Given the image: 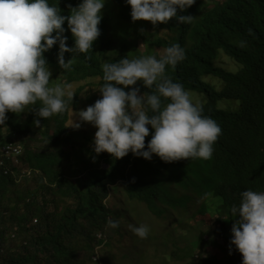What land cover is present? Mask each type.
Wrapping results in <instances>:
<instances>
[{"label":"trees","instance_id":"16d2710c","mask_svg":"<svg viewBox=\"0 0 264 264\" xmlns=\"http://www.w3.org/2000/svg\"><path fill=\"white\" fill-rule=\"evenodd\" d=\"M105 1L107 13L101 10L98 25L101 35L87 53H74L73 58L72 53L64 54L65 62L72 59L70 68L59 66L58 44L43 53L51 72L49 84L54 80L65 86L79 84L73 100L68 98L70 92L65 93L66 110L47 119L36 117L31 109L40 106L37 102L19 115L7 112L5 124L0 125V264H104L96 258L97 249L113 245L118 249L128 246L122 256H131L135 234L129 230L132 223L123 210L115 209L119 195L129 203L145 206L158 220L168 218L167 211L187 215L197 198L205 200L197 210L200 215L214 212L215 230L192 228L187 223L180 227L179 223L176 232L194 231L187 238L190 244L171 243L168 254L161 255L164 264L171 260L242 264V255L230 245L231 228L238 218L231 208L239 206L245 190L264 192V0H195L177 13L192 15L191 23L179 24L173 18L154 27L149 21H136L147 25L150 32L140 27L128 39L116 36L119 41L114 40L113 32L135 23L131 8L126 0ZM81 2L48 0L65 16L70 14L69 4L76 7ZM63 27L66 44L73 47L67 21ZM140 42L157 59L174 44L184 49L185 59L175 67L166 66L165 76L188 93L204 98L202 115L222 129L213 154L207 160L190 158L172 163L155 154L147 160L131 152L115 159L106 152L97 155L93 139L86 136L80 153L87 159L85 155L76 157L83 176L74 181L75 173H66L68 153L61 147L67 144L66 128L80 107L87 108L102 98V65L122 58L131 60V50ZM133 87H138L141 95L155 91L142 81L125 91ZM225 101L229 103L220 106ZM35 119L40 120L39 128L33 124ZM51 125L53 134L48 133ZM148 127L146 148L154 131ZM20 136H24L20 141L23 153L15 165L1 147ZM174 188L184 193L176 196ZM109 220L119 226L110 227ZM205 249L216 254L203 255ZM217 251L226 254L219 257ZM144 254L141 252L142 257Z\"/></svg>","mask_w":264,"mask_h":264},{"label":"clouds","instance_id":"9594fccd","mask_svg":"<svg viewBox=\"0 0 264 264\" xmlns=\"http://www.w3.org/2000/svg\"><path fill=\"white\" fill-rule=\"evenodd\" d=\"M194 2L126 0L132 22L149 21L154 27L173 18L179 24L191 23L192 15L177 13ZM104 6L105 0H82L76 7L69 4L70 14L65 16L48 0H0V125L5 124L7 112L19 115L37 102L40 106L31 109L36 117L47 119L66 110L64 86H48L51 72L43 53L58 44V64L62 69L70 68L72 59L65 62L64 54L72 53L73 58L74 53L92 49L101 35L98 25ZM65 21L74 38L73 47L66 44ZM183 59L184 49L174 44L159 59L149 55L104 63V83L99 89L102 98L78 112L79 122L73 128L79 129L86 122L97 129L92 142L97 155L106 152L121 159L131 152L151 160L155 154L166 163L210 159L222 129L212 118L202 115V107L192 102L181 84L165 76L166 66L175 67ZM138 81L147 89L154 86L155 91L143 95L138 87L125 91ZM68 98L73 100V94L68 93ZM33 124L37 128L41 125L39 119ZM149 125L154 131L146 148ZM241 197L239 206L231 208L232 215L238 218L231 228L230 245L242 255V264H264V192L245 190ZM108 225L119 226L112 220ZM128 228L141 239L147 238V226Z\"/></svg>","mask_w":264,"mask_h":264},{"label":"rangeland","instance_id":"374dc122","mask_svg":"<svg viewBox=\"0 0 264 264\" xmlns=\"http://www.w3.org/2000/svg\"><path fill=\"white\" fill-rule=\"evenodd\" d=\"M106 2V1H105ZM106 7V5H105ZM103 8V14L105 15L106 8ZM116 17V16H114ZM136 23V22H135ZM133 23L131 27H126L125 30H120V31H114L113 36L115 37V41L117 40L116 36L118 37H126V39L129 38V35H132L137 28L142 27L145 31H149V28L147 25L143 24L142 22L138 23ZM127 32L128 35L125 33ZM150 53L148 52V49L146 46L140 42L139 44L133 46L131 53H130V58L135 59V58H140L143 56H149ZM53 82V81H52ZM57 84H60L66 88L63 84L62 81L59 80H54L53 83L49 84V87H55ZM77 87H79V84L75 85H70V87H67V91L65 93H73ZM190 99L194 104H198L199 106L203 103L204 98L201 97L199 94L194 95L193 93H189ZM197 96L198 99L195 97ZM202 99V100H201ZM229 103V101H225L220 103V106H224L225 104ZM84 108L83 110L86 109L85 106L80 107L74 114L75 119L72 123H70L67 128H66V133L68 138L65 137L67 140V144H62V148L64 151L68 153V158L66 159V173L67 174H72L75 173L73 180L77 181L79 180L80 177L83 176L84 170L83 167L76 162V157L80 155H85L80 153V149L82 144L85 143L84 138L88 136L90 139H94L95 132L97 129L93 127L89 123H82L81 127L79 129H74L73 126L75 123L79 122L78 120V112ZM19 119H22L19 116ZM54 132V127L53 125L50 126V130L48 131L49 134H53ZM24 139V136H20L16 138L15 142H20ZM62 143V142H61ZM86 146H90V144H86ZM87 159V155L84 156ZM15 165H18L15 163ZM173 193L176 196H180L184 193L183 190L174 188ZM190 193V192H187ZM119 201L115 205V209H122L123 214L130 219L131 223L135 227H139L141 225H145L148 227L149 232L147 235V238L141 239L139 236L134 235V242L136 243L135 247H131L132 249V254L129 257H123L122 254H125L126 251L125 249L128 247L126 246L124 249H118L115 248L114 245L112 248H98V254L96 255L97 260L104 264H164L163 263V257L161 255H164L168 252V249L172 247L173 242H182V245H184L183 242H185L187 245H189V240L187 238L189 235H191L192 231H186V232H176L175 230L178 229L179 223L180 227L182 224H188L192 228L196 226L197 227H211V230H215V226L213 225L215 222V214L214 212L207 211L204 215H200L197 210L202 204L203 201L202 199H198L192 201L189 213L187 215H182L181 213L178 212H170L167 211V215L169 216L168 218L163 217L162 220H158L154 218V216L148 211V209L143 206V205H138L136 203H129V201H126L122 195H119ZM182 220V222H179ZM185 222V223H183ZM178 223V224H177ZM186 224V225H187ZM187 225V226H188ZM196 225V226H195ZM125 229V227H123ZM179 233V234H177ZM220 241V240H218ZM135 252H140L137 257L134 256ZM141 252L145 253L143 257L141 256ZM217 251V255L219 257H222L226 254V252H219ZM168 254V253H167ZM201 253H198L196 257ZM203 255H214L216 254L213 249H205L202 253ZM127 258V259H124ZM169 264H183L182 262H176V261H170L168 262Z\"/></svg>","mask_w":264,"mask_h":264},{"label":"built area","instance_id":"2783aa9c","mask_svg":"<svg viewBox=\"0 0 264 264\" xmlns=\"http://www.w3.org/2000/svg\"><path fill=\"white\" fill-rule=\"evenodd\" d=\"M2 153L4 154V156L6 157H12L14 160V163L19 162V157L22 155L23 153V149L21 147V145L19 143H15V142H9V143H5L2 145L1 147ZM1 164V163H0Z\"/></svg>","mask_w":264,"mask_h":264}]
</instances>
